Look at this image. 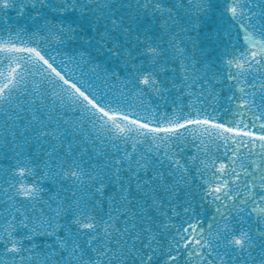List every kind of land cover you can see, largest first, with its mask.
Instances as JSON below:
<instances>
[{
	"label": "snow or ice",
	"instance_id": "obj_1",
	"mask_svg": "<svg viewBox=\"0 0 264 264\" xmlns=\"http://www.w3.org/2000/svg\"><path fill=\"white\" fill-rule=\"evenodd\" d=\"M13 11L0 264H264V0Z\"/></svg>",
	"mask_w": 264,
	"mask_h": 264
},
{
	"label": "water",
	"instance_id": "obj_2",
	"mask_svg": "<svg viewBox=\"0 0 264 264\" xmlns=\"http://www.w3.org/2000/svg\"><path fill=\"white\" fill-rule=\"evenodd\" d=\"M9 16L11 17V20L9 21V25H3L2 23H0V26H10L16 22V13L14 11L10 12ZM169 99H171V97ZM157 102L159 103V101ZM0 163H5V162L3 160H0ZM44 186L48 187L49 186L48 182H44ZM213 212H214V208H212L211 205L205 206V215L207 217H211Z\"/></svg>",
	"mask_w": 264,
	"mask_h": 264
}]
</instances>
